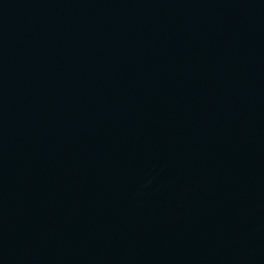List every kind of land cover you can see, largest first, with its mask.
Masks as SVG:
<instances>
[{
	"label": "water",
	"instance_id": "1",
	"mask_svg": "<svg viewBox=\"0 0 264 264\" xmlns=\"http://www.w3.org/2000/svg\"><path fill=\"white\" fill-rule=\"evenodd\" d=\"M0 264H264V0H0Z\"/></svg>",
	"mask_w": 264,
	"mask_h": 264
}]
</instances>
